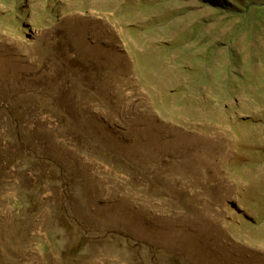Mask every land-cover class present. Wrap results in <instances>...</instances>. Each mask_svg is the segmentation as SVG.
<instances>
[{"label": "rangeland", "instance_id": "374dc122", "mask_svg": "<svg viewBox=\"0 0 264 264\" xmlns=\"http://www.w3.org/2000/svg\"><path fill=\"white\" fill-rule=\"evenodd\" d=\"M0 264H264V0H0Z\"/></svg>", "mask_w": 264, "mask_h": 264}]
</instances>
